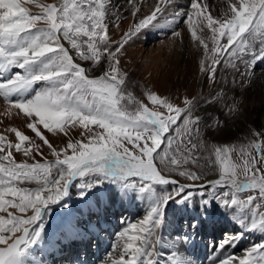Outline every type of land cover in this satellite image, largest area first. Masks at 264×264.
Masks as SVG:
<instances>
[{"label":"snow or ice","instance_id":"snow-or-ice-1","mask_svg":"<svg viewBox=\"0 0 264 264\" xmlns=\"http://www.w3.org/2000/svg\"><path fill=\"white\" fill-rule=\"evenodd\" d=\"M226 2L217 16L207 0H188L187 7L176 0H154L148 11L131 0L132 23L114 39L109 21L119 28L123 17L113 13L111 0H0V98L9 105L5 115L13 109L22 112L31 121L27 128L55 157L45 158L41 144L16 127L5 129L15 141L0 132V264H43L51 239L48 218L53 206L68 207L73 187L87 200L94 189L111 184L123 196L146 204L144 216L127 222L117 234L103 264H160L157 249L165 243L170 202L198 206L205 218L216 205L231 215L240 230L211 242L214 251L234 248L248 231L264 234V131L252 132L255 138L245 144L209 146L202 136L204 117L197 110L201 99L215 105L226 97L229 84L243 86L264 61V0ZM179 23L186 25L182 31L190 33L193 46H202L200 72L221 87L209 97H185L183 106L148 91L152 105L163 109L154 110L125 91L128 74L121 69V57L148 28L167 27L181 39L182 32L172 28ZM102 60L107 67L95 76L77 62L96 66ZM226 107L228 114L238 111L235 101ZM40 126L65 136L69 127H78L82 138L69 139L58 150ZM206 126L219 128L221 121L213 118ZM236 151L240 162L232 159ZM14 152L33 162L17 161ZM34 152L43 162L34 159ZM202 160L218 171V178H207ZM162 186H172L171 191L158 192ZM199 223L194 219L190 226ZM189 240L184 235L175 242ZM166 264L193 262L175 250ZM215 264H264V240L240 255L218 257Z\"/></svg>","mask_w":264,"mask_h":264},{"label":"rangeland","instance_id":"rangeland-1","mask_svg":"<svg viewBox=\"0 0 264 264\" xmlns=\"http://www.w3.org/2000/svg\"><path fill=\"white\" fill-rule=\"evenodd\" d=\"M41 2L55 3L56 0H41ZM37 10L38 9L33 10V11H37ZM180 25L182 26V28L186 27V25H184L183 23H180ZM175 30H177V29H175ZM124 31H126V30L122 29V30H118V31H115V32H112L109 34L114 39H118L123 34ZM143 31L146 32V30H143ZM172 38H173L172 34H171V32H169L168 34H162L159 37H156L154 39V41L160 42L163 39H165V40L167 39L169 42H171ZM144 39H145V45L150 44V41H148L150 39L149 37L146 38L144 36ZM176 40H177V38H176ZM187 40H189V41H185L184 43L182 42L184 46L182 45V47H180L179 44H182V43H181V41L179 42V39H178L179 44L173 46V48H172L173 50H171V52H170L171 56L183 55V57H184L186 54L188 56H190V54L195 53L192 56L193 57L196 56L198 58L199 57V49H202V48L201 47L198 49L196 47L192 48V46L194 45V42L190 41V38H188ZM221 42L223 43L224 41L222 40ZM188 44L191 46L190 48H192V49H190L189 47H186ZM67 46L68 45L66 44V47ZM178 49H179V51H178ZM181 49H183V50H181ZM127 51H128V49L126 47L124 50V53L121 57V69H122V71H125L128 74L127 80H126L125 91L130 92L133 97L142 101L144 104H147L149 106V108H151V109L163 111V109H159L158 106L152 105L151 101L148 100V97L146 94L148 91H154L162 97L169 98L171 100V102H173L174 104H176L178 106H183L182 102H183L185 97H187L189 99H191L193 97H197V98L209 97L211 94H215L217 91L220 90V87H221L220 85L218 87L213 85L208 80L207 76L200 72L199 61H196L198 63H194V65L190 64V66L193 67V68H191L192 73H193V77L190 81L184 82V84L182 85L183 87L181 86V88H179L178 90L171 89V84L169 82V74H170V71L174 67V64L170 61L169 62L167 61V64L163 68L162 74L160 73V75L157 76L155 74H152V72H151L148 79H145L143 77V73H141L142 70L144 69L141 65V60H140V62L137 61L136 64H134V65H129L127 62L122 61V58L124 57V55ZM185 52H187V53H185ZM172 53H173V55H172ZM83 62H84L85 67L90 69V74H93L98 69L99 65L93 66L91 64V62H85V61H83ZM101 63H105V68L107 67L106 62H104L102 60ZM254 68H255L254 73H256V75H257L256 78L258 79L260 75L264 74V65H258L257 64ZM152 70L155 72V69H152ZM165 75H167L168 80L165 77ZM219 75H220V70L218 69V79L220 78ZM203 77H204V79H203ZM162 78H164V79H162ZM257 79L255 80L256 82L252 83V85H253L252 95L254 96V100H255L254 103H252V107L256 106L257 104H264V81L262 83L260 82V87L258 88L257 84L259 82ZM233 86H236V85L229 84L225 88V92L227 93L226 97L219 100L215 105H212L213 108L210 107L206 110L201 109V108L208 105V104L203 103L202 99H201L200 104L198 105V109H197L198 113L204 117V121H205V126L202 128V136H203V139H204L206 145L210 146L212 144H216V145L245 144V143H247L248 139L255 138V137H252V135H251L252 132L264 131V126H253L249 132L245 133L242 136H237V137L232 136V137H228V138H215V139L212 138V131L213 130L215 131V129H217V127L209 128L206 125L212 124L213 118H218V114L216 111L218 109H221V110L223 109L222 104H223L225 98H228L231 96L230 91H231V88ZM237 87L239 88V86H237ZM256 102H260V103H256ZM8 107H9V105L3 100V98H0V132H3L5 135H8L10 140L15 141L14 133H7L5 131V129L10 128V127L18 128L20 131H23L26 135H28L30 138H32L35 141V143L41 144V150L43 151L45 158H47L48 160H54L55 157L52 156V154H51L50 150L47 148V146L43 145L42 141H40V139L35 135V133L31 129L27 128V123H29L31 121L26 120L25 116L22 112L17 114L18 110H16V109H13L12 113L10 115H5V111L7 110ZM217 107H218V109H217ZM253 115L255 116L256 113H254ZM221 124H222V120H221ZM40 127H41V131L44 132L45 136H47L49 141L53 144L54 147H57L58 150H59V148L66 146L69 139H71V140H73V142H75L76 140H79L82 138L79 134L81 130L78 127L77 128L69 127L67 129V131H68L67 136H65L63 133H59V134L49 133L46 129H43L42 126H40ZM91 127H93L94 130H96V131H103V129H99L97 126H91ZM85 142H87V141L85 140ZM25 146H27V145H25ZM128 147L132 148V145L129 144ZM162 147H163V145H162ZM13 155L15 156L17 161H20L22 159H27L29 163L33 162L32 157H23L22 153H15L14 152ZM33 157L35 160H41V157L39 155L35 154V152L33 153ZM232 159L235 162H240V156H239L238 151L232 153ZM41 162H43V161L41 160ZM205 163L206 162L203 160L200 162L201 170L204 171L207 176H210V175L218 172L217 170H212V169L205 167ZM215 178H218V176ZM171 187L172 186L158 187L157 191L162 192L164 190V188H167V190L171 191ZM77 192H78V190L75 187H73L71 189L72 195L68 199H74V197L75 198L78 197L77 199H79V202H78L79 205L82 204V202H84L86 204V206H85V204L83 205L84 210H82V212L84 213L85 216H88L90 219L93 218V220L101 219V220H107V221H109V220L115 221L114 219H121L122 222H126V223L127 222H136L139 219H141L146 212V204L144 202H142L141 199H136V198L130 199L126 196H123L122 190L119 191L115 186H113L111 184H105L102 188L94 189L92 191V194H90L88 196L87 200L81 199L78 196ZM111 192H114V193L112 194ZM115 194H117V195H119V196H121L127 200V201L124 200L123 204L118 209H116V206H118V205H115L113 203V200L110 199ZM96 195H98L99 197L101 196L103 198L106 197V200L104 202H102V200H101V204L103 203L102 205L95 206V208L100 207L98 211L92 210L91 208H94V207L88 206L89 204H92L93 201L91 199L93 198V196L97 197ZM108 196H110V197H108ZM197 198L200 199L199 195L196 196V200H197ZM146 199L151 200L152 194H148L146 196ZM110 200H112V202ZM108 202L110 204H108ZM61 209H63V207L53 206L52 215H50L48 218V221H49L48 227H47L48 229H51L49 226L51 223V220H54V219L59 217V214L62 211ZM103 216H105V217L103 218ZM194 219L200 221L199 225L196 228H192L190 226L191 222ZM79 220H80L79 222H83L81 219H79ZM165 223L168 226L166 236H167L168 240L171 241V243L172 242L177 243V242H175V241H177V238H181L184 235L190 236L191 234H194V239H196L197 241H201L202 239H204L205 241H208L211 238H212V242L213 241H219L223 238L225 233L232 234L235 231L240 230L239 226L236 223H234L231 215L228 214L226 210L221 209L218 205H216L214 208H212L209 211L207 218H205L204 216H202L200 214V212L198 210V206H194V207H187L186 206L185 207V206H181V205H178L176 203L170 202L169 207L167 209V216H166V222ZM122 228H124V227L118 226L113 231V233L110 234L111 238L114 242L117 239V234L122 230ZM95 229H94V232H93V230L90 231L91 237L88 240L89 241V247L97 245V243H96L97 242V236H93V233H96L98 235L99 233L105 232L108 235V233L104 229L100 230V228L98 227L96 232H95ZM103 230H104V232H103ZM191 232H193V233H191ZM112 236H114V237H112ZM260 240H264V234H262L260 231H248L243 236V239L240 240L234 248H232L233 252L231 254L240 255V254H242V252L245 248L251 246L254 243L259 242ZM69 243L70 244H75V243L80 244V240L79 239H71V242L69 241ZM90 243H91V245H90ZM110 246H111V244H110ZM89 249L92 250V248H89ZM109 250L110 249H107V251H109ZM157 250L159 252V246H158ZM170 253H171V250L165 251V253H164L165 255L163 258V260L165 259L163 261L165 263H160V264H166L168 258L170 257ZM189 254H191V253H189ZM191 255H193V254H191ZM49 258H51V257H49ZM52 259H53V261H52L53 264H63L64 263V257L63 256H55Z\"/></svg>","mask_w":264,"mask_h":264},{"label":"bare ground","instance_id":"bare-ground-1","mask_svg":"<svg viewBox=\"0 0 264 264\" xmlns=\"http://www.w3.org/2000/svg\"><path fill=\"white\" fill-rule=\"evenodd\" d=\"M176 2H177V5L181 7H187L188 5V0H176ZM207 2L210 6L209 10L212 11L217 16H219L222 13V11L226 10L227 8L226 0H207ZM136 3L140 4L144 11H148V9H150L151 6L154 4V0H136ZM28 6L32 10H36L34 6H31V5H28ZM130 7H131V0H111V8H112L113 13L118 11L119 14L123 17V19H121V21L119 22L120 23L119 28H114L113 21L110 20L109 21V33L122 30V29L127 30L128 26L132 23V17L129 12ZM171 11H173V9H169V12ZM165 19L170 20L171 16L169 15ZM165 19H162L160 23L164 24ZM172 28L177 29V31L182 32V38L179 39V42L181 41V43L182 42L184 43L185 41H189L187 39L190 38V33H185L184 31H182L184 28H182L180 23L173 24ZM143 32L144 31H142L137 37H135L132 41H130L128 46H126L128 51L125 53L124 57L122 58V61L127 62L129 65H134L136 64L137 61L140 62L141 60V65L144 68V69L142 68L143 70L141 73H143V77L145 79H148L151 72L152 74H155L157 76H159L160 73L162 74L163 68L167 64V61L168 62L170 61L174 64V67L170 71V74H169V82L171 84V89L178 90L179 88H181L184 82L190 81L193 77V73L191 69L193 67L190 66V64L194 65V63H198L196 61H200V59L203 58L202 49H199L198 58L196 56L195 57L192 56L195 53L190 54V56L186 54L184 57L183 55L181 56L173 55L172 53L173 56H171L170 52L171 50H173L172 49L173 46L179 44L178 39L176 40V38L172 36L173 38L171 42H169L167 39L166 40L163 39L160 42L154 41L156 37H159L162 34H168L169 32H171V29L167 27L163 29L148 28L146 29V32L144 33ZM144 36L146 38L147 37L150 38L148 40L150 41V44L145 45ZM183 43L179 44L180 47H182ZM188 45L186 47L190 48L191 46L190 45L188 46ZM193 47L194 46H192V48ZM77 62H80L82 66L85 67L83 61H77ZM257 64L264 65V61L258 62ZM101 67L105 68V63H100L96 72L90 75L91 76L99 75ZM152 69H155V72ZM254 69L255 68L252 69L250 76L244 81L243 86H240L238 84L231 88V91H230L231 96L229 95L230 97L225 98L222 104L223 109L221 110V109H218L217 107L218 110L216 112L218 114L219 120L220 121L222 120V124H221V127L215 129V131L214 130L212 131V138L215 139V138H228L232 136H235V137L242 136L245 133L249 132L253 126H264V117H263L264 116V104H257L256 106L252 107V103H254L255 101L254 96L252 95V92H253L252 83L256 82L255 80L257 79L256 78L257 75L256 73H254L255 71ZM165 77L168 80L167 75H165ZM237 80H239V77H237ZM257 80L259 82L257 84L259 88L260 82L262 83L264 81V74L260 75ZM215 86L218 87L219 85H215ZM237 86H239V88ZM233 101L236 102L238 111L235 114H228L226 105L230 106ZM256 103H260V102H256ZM210 107L213 108L212 105H207L201 109L206 110ZM254 113H256L255 116L253 115ZM217 176H218V172L210 176H207V178L213 179ZM111 193L113 194L114 192H111ZM96 196L97 197L93 196V198L91 199L93 202L92 204H89L88 206L94 207L91 209L98 211L100 207L95 208V206L102 205L103 203L101 204V200L102 202H104L106 200V197L103 198L101 196L99 197L98 195ZM77 198L74 197V199H67L68 207L67 208L63 207V209H61L62 211L60 212L59 217L54 220H51V223L49 225L51 229L47 228L48 235L50 236L51 239L46 244L44 248L43 256L41 257L43 260V264H53L52 262L53 257L63 255L62 253H64V250H65L64 248L69 244L68 237L86 240V236L89 237L88 236L89 232L91 230H93L94 232L95 228H96L95 231H97V228L99 227L101 230L104 229L108 233L109 232L113 233V231L118 226H121V227L127 226V223L122 222L121 219H114L115 221H112V220H109V221L102 220L101 221V219L93 220V218L92 219L87 218V216H85L84 213L82 212V210H84L83 205L85 203L82 202V204L79 205L78 203L79 199ZM110 199L113 200V203L115 205H118L116 209H118L123 204L124 200H126L125 198L117 194L113 195L112 198ZM112 200L110 201L112 202ZM197 200H199V198H197ZM108 204L110 203L108 202ZM79 219H81L83 222H79L80 221ZM167 230H168V226L165 223L163 227V239L165 243L163 247H159L158 259L160 263H165L163 262L165 260V259L163 260V258L165 255L164 253L167 250L169 251L179 250L186 258L189 257L188 259H190L193 262V264H215V261L218 257L226 256L229 253L233 252L232 248H228L223 252L214 251V249L210 247L212 238L211 239L209 238L210 240L207 242H203L202 240L197 241L196 239H194V234L190 235V240L188 243H173V242L171 243V241H169L166 236ZM113 242L114 241L112 240L111 235L107 236V234L103 235L102 233H100L98 240H97L98 244L96 245L94 250L90 252L88 249L87 251L88 253L86 255H82L79 257H78L79 253L77 252L82 250V248L77 247V249L74 250L76 245H73L71 247V244H70L68 245L69 246L68 251L70 253L72 252L69 255L70 260L65 261L64 264H103V261L106 259V253H107L105 250L110 249V244L112 245ZM71 256L72 257L74 256V257L71 258Z\"/></svg>","mask_w":264,"mask_h":264}]
</instances>
